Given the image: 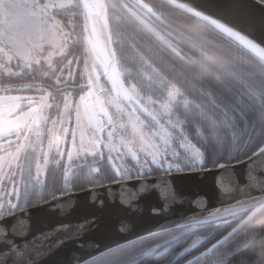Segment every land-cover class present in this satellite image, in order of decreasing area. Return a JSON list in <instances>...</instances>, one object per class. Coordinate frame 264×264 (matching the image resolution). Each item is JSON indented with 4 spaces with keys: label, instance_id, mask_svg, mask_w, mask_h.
<instances>
[{
    "label": "snow or ice",
    "instance_id": "snow-or-ice-1",
    "mask_svg": "<svg viewBox=\"0 0 264 264\" xmlns=\"http://www.w3.org/2000/svg\"><path fill=\"white\" fill-rule=\"evenodd\" d=\"M97 4L0 0V264H264L233 219L264 205V91L162 88L103 45ZM181 4L264 58V0Z\"/></svg>",
    "mask_w": 264,
    "mask_h": 264
},
{
    "label": "trees",
    "instance_id": "trees-1",
    "mask_svg": "<svg viewBox=\"0 0 264 264\" xmlns=\"http://www.w3.org/2000/svg\"><path fill=\"white\" fill-rule=\"evenodd\" d=\"M160 3L161 0H143L139 5L157 20L158 26L148 25L165 41L156 38L142 22L137 21L129 13L130 8H125L127 4L123 6L120 0H105L112 45L122 58L135 61L133 67L143 66L146 70L143 75L157 78L162 88L175 84L196 100L204 99L202 92L227 96L237 94L238 89L245 95L264 91L263 59L252 56L238 44L225 46L214 38L216 31L212 25L168 2L172 7L156 11ZM73 51L79 52L80 49L73 48ZM55 62L60 66L64 60L58 57ZM143 75L137 73L141 82ZM49 83L48 80L43 81L45 86ZM162 88L154 91L159 93ZM255 111L258 112V108ZM213 119L218 122L213 130L222 137L233 131L229 118L220 110H216ZM90 164L95 166L94 162ZM248 214L235 216L234 224L237 226ZM262 217L264 208L241 227L251 257H259L257 252L264 249V227L256 226Z\"/></svg>",
    "mask_w": 264,
    "mask_h": 264
},
{
    "label": "water",
    "instance_id": "water-1",
    "mask_svg": "<svg viewBox=\"0 0 264 264\" xmlns=\"http://www.w3.org/2000/svg\"><path fill=\"white\" fill-rule=\"evenodd\" d=\"M167 2L172 4V5H174L175 7L179 8V9L183 10V11H186V12L196 16L197 18L209 23L210 25H212L214 27V25L209 20L203 19L200 16H197L193 11H190L189 6L182 5L181 3L185 2V0H167ZM233 2H234V0H214V6L216 8H218V9H221V10H224V11H228L230 9L231 5L233 4ZM102 3H103V6H102L103 7V11L106 14L107 22H104L102 19H100V22H99V25H98V32H99V35H100L101 39L106 44L107 48H112L113 45H112L111 36H110V25H109L108 11H107V7H106V4H105V0H102ZM253 27L256 28L258 32L259 31H264V20H261L258 15H255V17L253 19ZM152 32H154V31H152ZM261 59L264 60V58H261ZM157 175H159V174H157ZM241 180H242V177H241ZM211 181H212V177H211V175H209L207 177V181L206 182H207L208 185H211ZM232 187H233V190H235V186L232 185ZM250 194H253L251 189H249L247 187H244L243 184H241L240 190H239V195L244 196V195H250ZM76 195L79 197V199L81 201L86 199V195L82 191H79V190L76 191ZM220 198L223 199V200H226V201L231 199V197L229 195H226L224 193L220 194ZM213 202H216L215 197H214ZM263 208H264V205L257 206L255 208H253L251 211H245V210L239 211L237 215L242 214V213H246V212H249V214L237 226H240V227L244 226L253 215L258 213ZM37 215H43V213H37Z\"/></svg>",
    "mask_w": 264,
    "mask_h": 264
},
{
    "label": "flooded vegetation",
    "instance_id": "flooded-vegetation-1",
    "mask_svg": "<svg viewBox=\"0 0 264 264\" xmlns=\"http://www.w3.org/2000/svg\"><path fill=\"white\" fill-rule=\"evenodd\" d=\"M120 4L124 6V4H127L128 6H126L125 8L128 10L130 8L129 13L136 18L137 21L142 22L145 27L148 29V31H151V33L153 35H155L156 38L160 39V40H164L163 37H161L159 35V33H157L156 31H154L152 29V27L150 26L151 24L153 26H158V22L157 20L153 17V15L151 13H149L147 10H145V8H143L141 5H139V3H133V0H120ZM148 23L150 25H148ZM159 30V29H157ZM154 31V32H152ZM165 41V40H164Z\"/></svg>",
    "mask_w": 264,
    "mask_h": 264
},
{
    "label": "rangeland",
    "instance_id": "rangeland-1",
    "mask_svg": "<svg viewBox=\"0 0 264 264\" xmlns=\"http://www.w3.org/2000/svg\"><path fill=\"white\" fill-rule=\"evenodd\" d=\"M103 3H102V0H98V4H97V10L101 13V15H100V17L98 18V24H97V28H98V25H99V22H100V19H102L104 22H107V20H106V14H105V12L103 11ZM98 36H99V39H100V41L103 43V45L105 46V47H107L106 46V44L103 42V40L101 39V37H100V35H99V32H98ZM58 57H55L54 58V60L56 61V59H57ZM101 83H103V84H105L106 86H107V81H106V78L105 77H103V76H101ZM172 85H174V86H177V85H175V84H172ZM171 85V86H172ZM51 90V89H50ZM25 94H27V93H25Z\"/></svg>",
    "mask_w": 264,
    "mask_h": 264
},
{
    "label": "clouds",
    "instance_id": "clouds-1",
    "mask_svg": "<svg viewBox=\"0 0 264 264\" xmlns=\"http://www.w3.org/2000/svg\"><path fill=\"white\" fill-rule=\"evenodd\" d=\"M257 227H264V217H262L259 221H257V224H256ZM257 255L264 259V249H260L258 252H257Z\"/></svg>",
    "mask_w": 264,
    "mask_h": 264
}]
</instances>
